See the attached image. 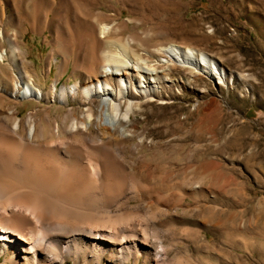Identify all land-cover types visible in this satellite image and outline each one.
<instances>
[{"label":"rangeland","instance_id":"374dc122","mask_svg":"<svg viewBox=\"0 0 264 264\" xmlns=\"http://www.w3.org/2000/svg\"><path fill=\"white\" fill-rule=\"evenodd\" d=\"M18 2L19 11L11 5L7 13L15 15L23 72L42 96L14 99L0 90V118L8 121L0 141L25 140L29 123L36 141L55 139L57 127L86 120L91 111L90 124L65 134L71 148L63 163L55 151L29 152L36 178L85 205L97 198L80 193L93 180L84 167L95 160L102 199L125 206L147 253L163 247L161 258L147 264H264V0H85L83 11L75 0H59L47 15L34 13L35 0ZM6 20L0 22V52H6L0 77L11 88L19 81ZM103 24L112 26L109 37L100 35ZM128 39L160 85L154 96H137L129 118L105 136L97 125L100 100L85 98L79 87L102 79L104 67L111 71L105 53L118 54L117 43ZM158 45L206 53L225 70V80L181 67L166 76L167 66L154 56ZM134 76L127 74L132 82ZM105 79L117 89L114 76ZM12 121L19 123L15 133ZM60 172L69 184L57 181ZM52 193L38 191L43 200ZM9 256L2 252L0 264H33ZM54 264L96 262L87 255L84 262L71 256ZM101 264L120 263L107 256ZM127 264L145 263L131 258Z\"/></svg>","mask_w":264,"mask_h":264},{"label":"bare ground","instance_id":"6f19581e","mask_svg":"<svg viewBox=\"0 0 264 264\" xmlns=\"http://www.w3.org/2000/svg\"><path fill=\"white\" fill-rule=\"evenodd\" d=\"M18 1L0 0V22H4L3 18L6 17V24L12 29V32L7 35V44L10 61L18 71L19 81V85L10 88L8 82L0 77V90L14 99H40L42 92L27 78L21 66L19 47L13 33L17 24L14 19L15 15L7 13V8L11 5H14L16 12L19 11L21 5L18 4ZM35 1L37 4L33 7L34 13L38 15L45 12L47 15L59 0ZM83 1L85 0H75L76 9L83 11L86 8L82 4ZM99 30L101 37L106 38L109 37L112 26L103 24ZM3 32L4 30L0 33L1 37H4ZM131 40L128 39L124 44L117 43L118 54H112L110 51L105 53L106 62L113 64L111 71H108L106 66L101 76L102 79L79 87L85 98L100 100L97 125L100 129L99 132L105 136H111L117 124L121 120L129 118L137 106L135 104L137 96H154L157 94L158 85H160L157 72L153 73L150 69L143 67V59L136 57L131 50ZM110 43L112 42H107L108 45ZM153 51L158 63L167 66L166 76L175 67H181L188 73L204 75L211 79H217L218 82H223L226 78L225 70L204 52L176 45H161L154 48ZM5 53L0 52V61L4 58ZM130 72L135 74L134 82L127 77ZM109 75L116 78L117 89L106 81L105 78ZM76 89L78 88L75 87ZM92 116V112L89 111L86 120L74 117L68 128L57 127L54 133L55 139L36 141L34 125L29 123L28 138L25 140L20 139L17 143L11 142L9 145L8 142H5V144L7 143L5 145L0 141V255L2 252L8 251L10 259H13L17 254H21L23 259H30L33 264H40V262L54 264L71 256H76L79 262H84L87 255H91L96 264H101L102 258L107 256L114 258L120 264H127L131 258L135 261L142 258L145 264L150 257L157 261L161 258L163 247L160 245L152 253H147L141 246V244L147 245V243L143 241V237H139L136 225L127 219L125 206L116 208L111 200L102 199L105 193L102 192L103 189L100 190L101 192L98 189L102 186L100 185L101 167L97 162L95 163V160L84 167V171L93 177V180L89 182L88 178L89 183L81 188L80 193L92 194L97 198L85 205L74 201V199H68V196L55 194V189L53 191L55 187L50 185L51 183L48 184L44 180L38 179L39 177L36 178L35 169L37 166L34 168L36 160L34 157H30L34 156L30 155L31 152L35 153L32 150L55 151L60 155L61 161L63 158L69 159L67 151L71 145L70 141L65 139V134L72 133L78 127H86L91 123ZM7 122L5 118H0V130H6ZM13 123L10 132L15 133L19 128V123ZM3 140L6 141V139ZM21 150H25L26 157ZM84 171L80 172L85 173ZM40 178L42 177L40 176ZM63 179L64 174H61L57 181H62L64 184L66 180H69L63 181ZM67 181L65 185L69 184ZM38 191L50 194L53 191L52 194L55 195H52L50 199L44 198L43 200L44 195L41 198ZM39 194L42 195L41 192Z\"/></svg>","mask_w":264,"mask_h":264}]
</instances>
